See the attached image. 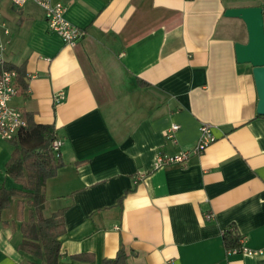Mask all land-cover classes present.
Returning a JSON list of instances; mask_svg holds the SVG:
<instances>
[{"label":"crops","instance_id":"obj_1","mask_svg":"<svg viewBox=\"0 0 264 264\" xmlns=\"http://www.w3.org/2000/svg\"><path fill=\"white\" fill-rule=\"evenodd\" d=\"M52 2L83 32L77 46H65L34 3L19 9L7 0L0 46L5 63L24 74L11 106L53 127L61 142L63 167L46 182L43 210L44 218L64 210L58 264H102L121 248L126 264H264L226 257L222 240L231 228L247 247H264V117L252 68L235 58L246 27L224 16L261 1ZM57 92L65 95L59 105ZM204 124L215 139L204 153L153 169L158 155L192 150ZM173 125L176 143L166 138ZM13 150L0 140L7 191L21 189L6 175ZM19 200L11 197L1 215L0 264L41 263L18 250Z\"/></svg>","mask_w":264,"mask_h":264},{"label":"trees","instance_id":"obj_2","mask_svg":"<svg viewBox=\"0 0 264 264\" xmlns=\"http://www.w3.org/2000/svg\"><path fill=\"white\" fill-rule=\"evenodd\" d=\"M5 68L17 71L19 89L24 90V74L21 68L7 64ZM23 118L26 120V127L16 138L8 141L14 150L5 166L6 175L21 189L7 191L4 187L0 188V225H7L1 221V215L9 209L11 197L20 199L17 202V219L21 221L22 242L18 250L41 262L31 264H58L61 248L59 238L66 232L64 210L49 218L43 216L46 182L54 178L63 167L58 153H54L52 149V143L58 138L53 127L33 124L26 115ZM26 199L28 201L24 202ZM27 206L31 211L28 221L24 222L22 213ZM238 238L231 230H227L222 239L224 248L237 247ZM129 257L130 253L121 248L113 259H105L102 264H126ZM72 259L91 261L92 256H75Z\"/></svg>","mask_w":264,"mask_h":264},{"label":"built area","instance_id":"obj_3","mask_svg":"<svg viewBox=\"0 0 264 264\" xmlns=\"http://www.w3.org/2000/svg\"><path fill=\"white\" fill-rule=\"evenodd\" d=\"M4 0H0V5ZM14 8H23L28 2H32L43 10L44 18L49 29L57 34L65 46L75 47L83 37V32L70 24L65 18L66 7L61 3L52 0H7ZM3 27L0 14V29ZM6 33V32H5ZM4 48L0 46V140L8 142L16 138L17 134L26 127L23 114L11 106L12 99L17 95L18 89L16 80L18 74L15 70L5 68ZM63 92H57L53 96V103L59 105L64 99ZM179 130L177 125H173L166 132V138L176 143L175 133ZM209 125H201L199 128V138L196 146L190 151H181L176 155H158L154 161L153 169L170 166H185L191 156H199L214 142ZM60 140L52 143L54 153H59ZM210 219L209 216L206 217ZM236 235L235 230L228 229ZM226 230L222 232L225 235ZM238 245L234 248L225 249L226 257H248L264 258V247L252 249L246 246L245 239L238 236Z\"/></svg>","mask_w":264,"mask_h":264},{"label":"water","instance_id":"obj_4","mask_svg":"<svg viewBox=\"0 0 264 264\" xmlns=\"http://www.w3.org/2000/svg\"><path fill=\"white\" fill-rule=\"evenodd\" d=\"M262 6L228 9L224 16L241 20L247 32L246 44H235L239 65H250L257 93L256 114L264 117V0Z\"/></svg>","mask_w":264,"mask_h":264},{"label":"rangeland","instance_id":"obj_5","mask_svg":"<svg viewBox=\"0 0 264 264\" xmlns=\"http://www.w3.org/2000/svg\"><path fill=\"white\" fill-rule=\"evenodd\" d=\"M249 1H242V3H248Z\"/></svg>","mask_w":264,"mask_h":264}]
</instances>
